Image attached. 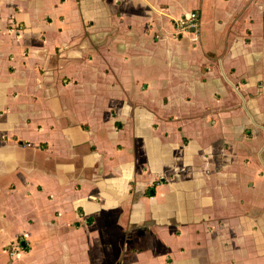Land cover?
<instances>
[{
  "label": "crops",
  "instance_id": "0c3cea01",
  "mask_svg": "<svg viewBox=\"0 0 264 264\" xmlns=\"http://www.w3.org/2000/svg\"><path fill=\"white\" fill-rule=\"evenodd\" d=\"M0 264H264V0H0Z\"/></svg>",
  "mask_w": 264,
  "mask_h": 264
},
{
  "label": "built area",
  "instance_id": "2783aa9c",
  "mask_svg": "<svg viewBox=\"0 0 264 264\" xmlns=\"http://www.w3.org/2000/svg\"><path fill=\"white\" fill-rule=\"evenodd\" d=\"M200 26L201 15L197 10L191 11L179 19L173 21V27L177 37L183 36L185 34H198L200 32ZM10 248L11 254H13L12 249L14 248V245ZM17 249L18 246H16V250Z\"/></svg>",
  "mask_w": 264,
  "mask_h": 264
},
{
  "label": "trees",
  "instance_id": "16d2710c",
  "mask_svg": "<svg viewBox=\"0 0 264 264\" xmlns=\"http://www.w3.org/2000/svg\"><path fill=\"white\" fill-rule=\"evenodd\" d=\"M23 249L25 250L26 248L24 247Z\"/></svg>",
  "mask_w": 264,
  "mask_h": 264
},
{
  "label": "rangeland",
  "instance_id": "374dc122",
  "mask_svg": "<svg viewBox=\"0 0 264 264\" xmlns=\"http://www.w3.org/2000/svg\"><path fill=\"white\" fill-rule=\"evenodd\" d=\"M19 248V247H18Z\"/></svg>",
  "mask_w": 264,
  "mask_h": 264
}]
</instances>
